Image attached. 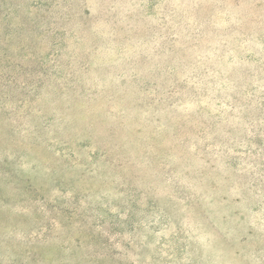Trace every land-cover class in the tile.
Segmentation results:
<instances>
[{"label": "rangeland", "instance_id": "1", "mask_svg": "<svg viewBox=\"0 0 264 264\" xmlns=\"http://www.w3.org/2000/svg\"><path fill=\"white\" fill-rule=\"evenodd\" d=\"M0 264H264V0H0Z\"/></svg>", "mask_w": 264, "mask_h": 264}]
</instances>
